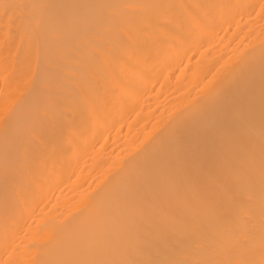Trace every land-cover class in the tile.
Listing matches in <instances>:
<instances>
[{
	"label": "bare ground",
	"instance_id": "1",
	"mask_svg": "<svg viewBox=\"0 0 264 264\" xmlns=\"http://www.w3.org/2000/svg\"><path fill=\"white\" fill-rule=\"evenodd\" d=\"M0 264H264V0H0Z\"/></svg>",
	"mask_w": 264,
	"mask_h": 264
}]
</instances>
